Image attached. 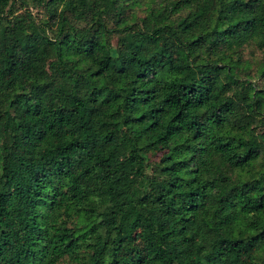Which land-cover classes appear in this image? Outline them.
I'll list each match as a JSON object with an SVG mask.
<instances>
[{
  "label": "trees",
  "instance_id": "trees-1",
  "mask_svg": "<svg viewBox=\"0 0 264 264\" xmlns=\"http://www.w3.org/2000/svg\"><path fill=\"white\" fill-rule=\"evenodd\" d=\"M0 264H264V0H0Z\"/></svg>",
  "mask_w": 264,
  "mask_h": 264
}]
</instances>
